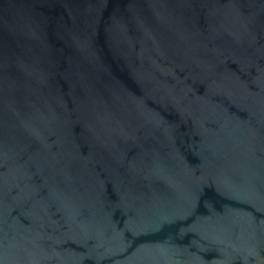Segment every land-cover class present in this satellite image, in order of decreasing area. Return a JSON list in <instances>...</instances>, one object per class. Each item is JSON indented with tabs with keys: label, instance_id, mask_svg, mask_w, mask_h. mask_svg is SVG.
<instances>
[{
	"label": "water",
	"instance_id": "obj_1",
	"mask_svg": "<svg viewBox=\"0 0 264 264\" xmlns=\"http://www.w3.org/2000/svg\"><path fill=\"white\" fill-rule=\"evenodd\" d=\"M0 264H264V0H0Z\"/></svg>",
	"mask_w": 264,
	"mask_h": 264
}]
</instances>
